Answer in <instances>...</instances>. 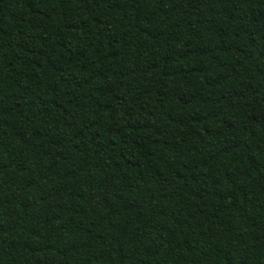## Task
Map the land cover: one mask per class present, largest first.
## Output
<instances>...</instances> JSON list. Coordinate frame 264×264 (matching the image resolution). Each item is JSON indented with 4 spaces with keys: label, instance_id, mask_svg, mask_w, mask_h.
<instances>
[{
    "label": "trees",
    "instance_id": "1",
    "mask_svg": "<svg viewBox=\"0 0 264 264\" xmlns=\"http://www.w3.org/2000/svg\"><path fill=\"white\" fill-rule=\"evenodd\" d=\"M0 264H264V0H0Z\"/></svg>",
    "mask_w": 264,
    "mask_h": 264
}]
</instances>
